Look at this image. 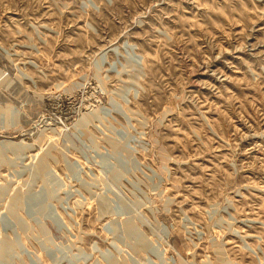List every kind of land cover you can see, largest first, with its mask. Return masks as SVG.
<instances>
[{
    "label": "rangeland",
    "instance_id": "374dc122",
    "mask_svg": "<svg viewBox=\"0 0 264 264\" xmlns=\"http://www.w3.org/2000/svg\"><path fill=\"white\" fill-rule=\"evenodd\" d=\"M3 144L0 264H264V0H0Z\"/></svg>",
    "mask_w": 264,
    "mask_h": 264
},
{
    "label": "bare ground",
    "instance_id": "6f19581e",
    "mask_svg": "<svg viewBox=\"0 0 264 264\" xmlns=\"http://www.w3.org/2000/svg\"><path fill=\"white\" fill-rule=\"evenodd\" d=\"M10 145V144H9ZM5 147H6V145L5 144H3V146L2 147H0V148H2V149H5ZM2 149H0V151L2 150ZM133 161V160H132ZM9 218V217H8ZM18 225V224H17ZM135 228H131L129 231H130V234H133L134 236H136V237H138L139 236V238L141 239V235H140V233H139V235L135 232ZM5 247V246H4ZM6 247H7V245H6ZM9 251V250H8ZM10 253V252H9ZM7 261V260H6Z\"/></svg>",
    "mask_w": 264,
    "mask_h": 264
}]
</instances>
